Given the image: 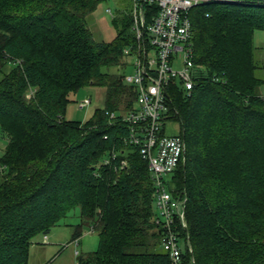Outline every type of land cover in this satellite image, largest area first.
I'll use <instances>...</instances> for the list:
<instances>
[{
  "label": "trees",
  "instance_id": "trees-1",
  "mask_svg": "<svg viewBox=\"0 0 264 264\" xmlns=\"http://www.w3.org/2000/svg\"><path fill=\"white\" fill-rule=\"evenodd\" d=\"M108 1L0 0V130L8 138L0 157V264H29L34 240L75 208L80 223L69 243H80L85 227L99 237L79 264H172L160 250L148 164L126 141L123 115L135 109L136 93L108 71L130 58L133 16L117 12L111 42H97L88 26ZM191 21L201 70L189 93L178 81L168 87L186 142L169 183L187 198L192 252L184 248L183 259L264 264V79L254 45L264 3L208 1L192 9ZM88 86L107 89L106 107L85 123L66 120L70 95Z\"/></svg>",
  "mask_w": 264,
  "mask_h": 264
},
{
  "label": "built area",
  "instance_id": "built-area-1",
  "mask_svg": "<svg viewBox=\"0 0 264 264\" xmlns=\"http://www.w3.org/2000/svg\"><path fill=\"white\" fill-rule=\"evenodd\" d=\"M204 2L132 0L136 44L125 50V55L135 61L134 75L124 79L136 93L135 109L123 115L130 130L126 141L140 148L148 164L155 190L156 224L163 233L162 247L172 264H195V260L191 257L186 263L183 259L184 248L192 252L185 217L187 198L184 194L176 197L166 179L176 173L186 156V142L180 124L174 119L168 87L176 81L188 93L195 87L201 69L195 63L191 11ZM178 57L182 58V69L176 68ZM90 103L91 99H86L80 107H88ZM171 124L176 125L175 133L168 130Z\"/></svg>",
  "mask_w": 264,
  "mask_h": 264
},
{
  "label": "rangeland",
  "instance_id": "rangeland-1",
  "mask_svg": "<svg viewBox=\"0 0 264 264\" xmlns=\"http://www.w3.org/2000/svg\"><path fill=\"white\" fill-rule=\"evenodd\" d=\"M121 9H130L132 12V0H110L101 3L95 12L88 17V26L97 42H111L116 37L112 19ZM110 10V12H109ZM133 26V23H132ZM131 26V28H132ZM255 58L259 69L257 76L264 79V31H256L254 34ZM138 47V46H137ZM135 59L130 57L124 69L111 68L110 73L131 77L134 75L133 63ZM183 61L178 57L176 68L182 69ZM107 69L105 68L104 71ZM264 91V88L262 89ZM107 89L102 86H88L82 88L69 97L65 118L72 122L90 120L97 110L106 107ZM86 99H91L88 107L81 108L80 104ZM170 133L176 132V125L168 126ZM8 138L3 137L0 130V157L4 154ZM174 174L166 177L171 182ZM80 223V209H73L69 215L56 226L50 235H40L35 240L30 250L29 264H79V257H86L98 248V232L90 227L84 228L83 236L79 242L69 243L72 239L75 225ZM69 243V244H68ZM67 244V246H66ZM65 246V248H64ZM165 252V249L160 248ZM60 252V253H59ZM80 253V255H78Z\"/></svg>",
  "mask_w": 264,
  "mask_h": 264
},
{
  "label": "water",
  "instance_id": "water-1",
  "mask_svg": "<svg viewBox=\"0 0 264 264\" xmlns=\"http://www.w3.org/2000/svg\"><path fill=\"white\" fill-rule=\"evenodd\" d=\"M202 1H219L226 3H239V2H252V3H264V0H202Z\"/></svg>",
  "mask_w": 264,
  "mask_h": 264
}]
</instances>
